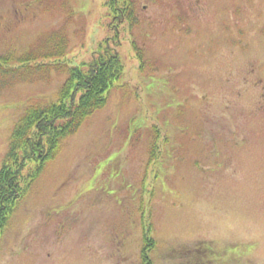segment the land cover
Returning a JSON list of instances; mask_svg holds the SVG:
<instances>
[{
  "label": "rangeland",
  "instance_id": "rangeland-1",
  "mask_svg": "<svg viewBox=\"0 0 264 264\" xmlns=\"http://www.w3.org/2000/svg\"><path fill=\"white\" fill-rule=\"evenodd\" d=\"M107 46L121 73L3 218L0 264H264V0H0V55L38 56L1 62L0 168Z\"/></svg>",
  "mask_w": 264,
  "mask_h": 264
},
{
  "label": "trees",
  "instance_id": "trees-1",
  "mask_svg": "<svg viewBox=\"0 0 264 264\" xmlns=\"http://www.w3.org/2000/svg\"><path fill=\"white\" fill-rule=\"evenodd\" d=\"M34 56L35 53L15 58L0 55V65L13 59L23 62L38 57ZM1 67L0 74H4L3 70L7 69L1 70ZM80 71L81 74L73 76L68 72L56 102L28 106L15 123L0 168V224L17 196L58 154L64 138L75 133L87 117L103 107L114 80L121 73V63L116 50L107 46L88 62L84 72ZM142 249L140 264H150L148 250L144 246Z\"/></svg>",
  "mask_w": 264,
  "mask_h": 264
}]
</instances>
